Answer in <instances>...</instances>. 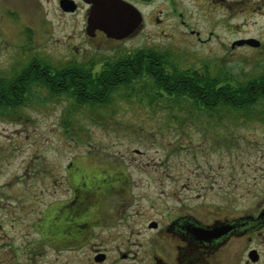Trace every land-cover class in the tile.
I'll list each match as a JSON object with an SVG mask.
<instances>
[{"label":"flooded vegetation","instance_id":"flooded-vegetation-1","mask_svg":"<svg viewBox=\"0 0 264 264\" xmlns=\"http://www.w3.org/2000/svg\"><path fill=\"white\" fill-rule=\"evenodd\" d=\"M93 1L55 0L60 15L82 9L83 16L80 23L59 22L56 40L63 48L52 51L42 43L48 25L45 0H0V56L9 57L0 70V86L11 84V119L35 103L67 100L81 107L80 94L88 85L116 90L83 95L82 106L105 105L117 91L145 83L157 102L150 99L149 105L165 102L162 107L168 108L177 98L165 91L161 97L154 94V84L143 74L145 64L153 67L160 60L169 61L171 73L181 68L187 79H199L197 88L214 86L217 95L188 92L176 101L181 112L134 113L157 122L122 128L118 137L130 135L126 142L142 148L120 140L113 146L124 148L90 147L80 153L67 139L79 142L81 134L67 131L59 134L63 144L55 148V161L30 156L24 162L27 176L49 194L41 207L39 198L28 201L40 212L34 223L37 243L74 252L88 246L93 264L110 259L109 246L127 264L139 256H148L149 264H264V112L223 113L221 105L216 112L195 111L222 104L223 77L232 75L239 59L252 57L256 64L247 78L234 79L246 83L264 75V0H114L141 16L121 37L89 24ZM160 34L181 40L180 54L159 45H109ZM123 53L137 55L139 70L132 82L80 80L86 73L94 79L110 70L111 60ZM253 100L264 106V96ZM132 153L138 157L128 159ZM180 154L183 160H176ZM112 229L117 233L112 235ZM145 231L150 233L146 247Z\"/></svg>","mask_w":264,"mask_h":264},{"label":"rangeland","instance_id":"rangeland-1","mask_svg":"<svg viewBox=\"0 0 264 264\" xmlns=\"http://www.w3.org/2000/svg\"><path fill=\"white\" fill-rule=\"evenodd\" d=\"M45 1L48 10L46 17L48 25L46 38L42 43L47 49L53 51L57 48H63L61 46L62 40H56V38H60L61 34L59 22L73 20L80 23L83 11L80 9L74 14L60 15L55 0ZM76 42L81 44V40ZM147 44L159 45L161 48L170 49L171 51L174 49L177 54L178 52L180 54L182 41L175 38L168 40L160 34L153 40H145L142 36H139L127 40L123 44L109 45L112 48L116 45L115 48L129 49L149 46ZM176 61H178L177 63H184L181 56H176ZM8 64L9 57L0 56V70L5 69ZM255 64L256 61L252 57L241 58L238 66L233 65L234 70L231 69L233 72L231 76L238 79L247 78L250 75L249 71ZM150 99H153L154 103L157 104L147 85L136 83L133 88L121 89L114 93L112 100L105 105L77 107L70 104V101L64 100L49 106L35 103V105L24 107L22 109L25 114L19 119H11V111L6 115H0V264H93L88 262L92 258L90 257L92 251L88 246L74 252L61 250L48 243H42L41 245L37 243L40 240V232L34 227V223L39 218L40 212L36 208L35 210L30 208L28 201L35 197L39 198V206L41 207L42 202L49 200V194H47V191L41 193L40 188L42 185L39 182L30 180L32 178L27 176L24 162L30 156L35 157L36 154L40 157L47 156L48 161H55V148L63 144L58 140L59 134L67 131L81 134L82 138H79V142L76 139L65 137L69 144L74 147V151L80 153L86 152L90 147L98 149L99 147L109 148L111 146V149L115 150L124 148L113 146H118L121 143L120 140L125 141L126 146L142 148L136 142H126L127 139H130V135H127L125 139L122 136L118 137L121 134L119 130H122V128H137L143 122L149 124L157 122L142 121V119L135 118L134 113L169 114L173 111H182L179 109L181 106L178 107L176 101L168 102V108L162 107L165 102L152 108L149 105ZM184 104L186 102L183 101ZM196 109L197 112H216L214 109H208V111ZM220 111L223 113H258L264 112V106L255 105L242 109L222 107ZM93 114H98L99 117ZM128 156V159L138 157L136 153ZM40 157L37 160H40ZM60 159L63 160L61 157ZM64 160L67 159L64 158ZM176 160H183V156L178 155ZM36 203L37 201L34 202V204ZM112 232V235L115 232L117 233L115 229H112ZM143 237L144 246L146 247L150 239V233L145 231ZM107 249L111 252L110 259L107 262L97 264H127L124 263V260L118 258L114 248L109 246ZM140 258L141 256L131 264L150 263L148 256Z\"/></svg>","mask_w":264,"mask_h":264},{"label":"trees","instance_id":"trees-1","mask_svg":"<svg viewBox=\"0 0 264 264\" xmlns=\"http://www.w3.org/2000/svg\"><path fill=\"white\" fill-rule=\"evenodd\" d=\"M150 63V62H149ZM169 61L166 60H160L159 64L157 65L155 62H153L151 67L148 64H145L144 67V75L147 74L150 81L154 85H152V90L154 94H159L160 97L165 94H169L172 96V94L177 98L175 101H178L179 98L184 97V95L188 92H202L210 96L215 97L216 89L214 86L210 88L208 85L207 87L201 89L196 87L197 81H200L199 79H187L188 73L184 71L183 69L176 68L175 72L171 73L168 69ZM111 69L110 70H102L99 73L95 74L94 79L92 78V73H86L84 74V78H81V81L90 82L89 80H95L103 83L104 81H122V82H132L138 73L139 70V64L137 61V55L135 53L133 54H121L117 57L115 60H111L110 62ZM151 68H153L151 70ZM175 69V68H174ZM224 86L220 89L221 95H222V104L212 105L208 104L207 107L216 110V107L222 106V107H251L255 104H258L253 100L254 98L263 97L264 96V84H256L257 81H264V75L261 76H255L254 78H250L249 82L252 81L255 84L252 86H249V82H241L238 79H234L231 76L224 75L223 77ZM233 81H236V84L231 83ZM110 90V93H113L116 88L110 87L105 89L103 86L98 85H88L84 89V93L80 94V105L82 106L84 102L83 101V95L89 96L92 95L91 92H97L100 91L103 96H106L103 94L105 92ZM170 96V97H171ZM237 99V100H236ZM240 99V101L238 100ZM179 102V101H178ZM254 104V105H253ZM246 106V107H245ZM11 111V84H4L2 87L0 86V115H6L8 112Z\"/></svg>","mask_w":264,"mask_h":264},{"label":"water","instance_id":"water-1","mask_svg":"<svg viewBox=\"0 0 264 264\" xmlns=\"http://www.w3.org/2000/svg\"><path fill=\"white\" fill-rule=\"evenodd\" d=\"M93 3L89 24L99 26L113 36L121 37L125 30L134 27L140 21L139 11L122 3H115L114 0H94ZM102 257L100 255L96 259L101 260Z\"/></svg>","mask_w":264,"mask_h":264}]
</instances>
